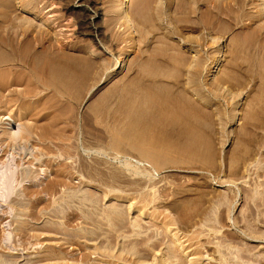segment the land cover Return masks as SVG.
<instances>
[{"label":"rangeland","instance_id":"1","mask_svg":"<svg viewBox=\"0 0 264 264\" xmlns=\"http://www.w3.org/2000/svg\"><path fill=\"white\" fill-rule=\"evenodd\" d=\"M81 1L85 14L101 9V30L81 32ZM133 3L0 0L1 31L33 28L36 44L94 61L88 83L71 58L86 76L75 70L83 82L74 72L72 92L19 64L0 79L11 96L0 97V178L12 177L7 196L0 188V264H264V0H144L141 12ZM127 85L159 99L158 116L177 105L157 126L185 122L186 149L165 125L169 134L156 129L149 143L162 151L149 150L155 132L122 113ZM153 90L180 100L187 92V123L180 96ZM136 127L150 133L148 148ZM52 249L61 259L35 261Z\"/></svg>","mask_w":264,"mask_h":264},{"label":"bare ground","instance_id":"2","mask_svg":"<svg viewBox=\"0 0 264 264\" xmlns=\"http://www.w3.org/2000/svg\"><path fill=\"white\" fill-rule=\"evenodd\" d=\"M123 1H130V0H122V3H123ZM243 1V0H242ZM82 2V1H81ZM143 2H144V0H134V3L133 4H137L136 5V9H138V7H139V9L138 10H140L141 9V7L140 6H142L143 5ZM25 3H27V2H25ZM24 3V7H27L26 6V4ZM145 3H146V1H145ZM177 3H179V2H177ZM182 3V2H181ZM8 4V3H7ZM10 4H12V3H10ZM20 4V5H21ZM147 4V3H146ZM146 4H144V5H146ZM180 4V3H179ZM21 5V6H22ZM178 5V4H177ZM182 5H184V3L182 4ZM83 6V2L82 3H80V10L84 7H82ZM147 6V5H146ZM146 6H144V8L146 7ZM186 6V5H185ZM184 6V7H185ZM9 7H10V9H13L14 10V7L13 8H11V6L9 5ZM134 7V6H133ZM181 7V6H180ZM121 8V7H120ZM146 9V8H145ZM144 11V10H143ZM12 12V11H11ZM139 12H141V10L139 11ZM82 14L84 13L85 14V12L83 11V9H82V12H81ZM81 13H79V15L81 14ZM81 14V15H82ZM7 17V16H9V15H4L3 16V18L4 17ZM10 18H11V15H10ZM6 19V18H5ZM103 19V17H102V14H101V9L100 8H97L96 7V9L92 12V13H86L85 15H83V17H81V24H79L80 25V27H81V25L82 26H84V27H82V30H81V32L82 33H84V34H89L90 35V33L92 32V31H94L95 32V30H101L100 28H101V20ZM78 21V20H77ZM80 22V21H79ZM78 24V23H77ZM41 27V26H40ZM45 26H43L42 25V27L41 28H44ZM79 27V26H78ZM79 27V28H80ZM41 28H39L38 29V32L41 30ZM1 29H3V28H1ZM33 29V28H32ZM32 29L30 30V32L32 31ZM34 29H36V28H34ZM4 30V29H3ZM1 31L0 30V51H3V52H1L0 53V79H1V81L3 80V78H4V76L6 75V73H12V71H13V67L16 65V64H19L18 65V67L19 66H21V67H26L27 69L29 68V69H31V70H27V72H29V71H32V70H34V71H36V72H40V70L42 71V72H44V74L45 73H50L52 76H50L49 75V77H48V74H47V77L48 78H51V77H53V78H57V79H61L62 81L64 80L68 85H69V87H65L66 88V91H71V90H67V88H70V86H71V88H72V86L76 83L75 81L77 80V79H73L74 78V76L76 75V76H78L77 74V72L75 71V70H79V74H80V72L82 73V71L83 70H85V71H83L84 73H88L87 75V81H88V83H89V80L92 78V75H90V69L91 68H93V67H91V66H93L94 64H90L91 63V61H93L92 59H91V61H90V63L89 62H87L88 61V59L90 58L89 56V58L87 59V56H86V58H85V60H86V64H84V60H81L80 59V57H82V59H83V55H85V53L84 54H80V57L78 58L76 55H72V53L70 54V55H72V57L73 58H75V57H77L78 59H80L81 61H82V63L84 64V66H83V64H80V66H79V64L76 66V62H78L79 60H77V59H75V61H73L74 59H69V60H67L66 58L64 59V57H63V55H65L66 57H69L68 56V54L66 53L65 54V52L63 51V48L61 49L62 51H59L58 49H60L59 47H61L62 45H60V44H56L57 46L59 45V47L57 48L56 47V45L55 44H51V42H48L49 43V46H46L45 44H46V42L47 41H45V40H43V39H41L40 40V38H37V36L39 35V33L41 34V33H43V32H39V33H37L38 35L36 36V38H37V40L39 39V42L36 44V42H34V39L35 38H30V35H32V33L29 35V30L28 29H26V31H24L23 29H18L17 31H14V30H16V29H12L13 31H11V29H9V30H7V31H5L6 32V34H5V32L4 31ZM28 30V31H27ZM43 30V29H42ZM34 32H37V31H35V30H33ZM45 31V30H44ZM80 31V30H79ZM4 32V33H3ZM16 32V33H15ZM18 32H22L23 34H20L19 33V35H23V38H22V36H21V38H20V36H19V38L17 37V35H18ZM29 32V33H28ZM93 32V33H94ZM45 33V32H44ZM48 33V32H47ZM15 34H17V35H15ZM33 34H36V33H33ZM43 35H46V34H43ZM40 36H42V34L40 35ZM251 36H252V34H251ZM31 37H33V36H31ZM43 37V36H42ZM252 38L254 39V34H253V36H252ZM50 39V38H49ZM36 40V41H37ZM46 40H48V39H46ZM45 41V42H44ZM49 41V40H48ZM188 42V41H187ZM48 43H47V45H48ZM38 44L40 45V49L38 50ZM63 47V46H62ZM263 48H264V46H263ZM79 49V48H78ZM78 49H76V50H78ZM81 51H82V49H80ZM66 51V50H65ZM68 51V50H67ZM66 51V52H67ZM78 52V51H77ZM80 53V52H79ZM82 53V52H81ZM78 54V53H77ZM180 52H179V54H178V56H180ZM82 55V56H81ZM171 54H169V58L170 57H173V55H171ZM182 55V54H181ZM186 56V58L188 59V57H187V55L186 54H183V56L182 57H185ZM78 56H79V54H78ZM189 56V55H188ZM171 59V58H170ZM180 59H181V57H180ZM201 59V58H200ZM199 59V60H200ZM68 62H67V61ZM186 60V59H185ZM202 60V59H201ZM73 61V63L74 64H72L71 65V62ZM187 61H189V60H187ZM92 63H94V61L92 62ZM118 63H119V61H117L116 60V62H114V63H112V70L111 71H109V73L111 72V73H114V71L117 69V66H118ZM81 65H82V67H83V70L82 69H79V68H81ZM17 66V65H16ZM78 66H79V68H78ZM95 67V66H94ZM110 67V66H109ZM16 69V68H15ZM22 69H24V68H22ZM22 69H18L17 68V70H19V72L22 70ZM25 70V69H24ZM81 70V71H80ZM92 70V69H91ZM16 71V70H15ZM27 72H25V73H27ZM35 72V73H36ZM74 72H75V75H74ZM93 72V71H92ZM24 72H22V74H23ZM33 73V72H32ZM31 73V74H32ZM35 73H33V75L35 74ZM77 73V74H76ZM18 74V73H17ZM20 74V73H19ZM30 74V73H29ZM40 74V73H39ZM42 74V73H41ZM27 75V74H26ZM81 76L83 75V74H80ZM14 76H15V74H14ZM30 76V75H29ZM35 76V75H34ZM36 76H37V73H36ZM41 76V75H40ZM84 76H85V74L82 76V80H85V78H86V76H85V78H84ZM91 76V78L89 79V77ZM17 77V76H16ZM21 77V76H20ZM32 77V76H31ZM30 77V78H31ZM43 77V76H42ZM78 77H80V76H78ZM77 77V78H78ZM27 77L25 76V79H26ZM35 78V77H34ZM40 78V77H39ZM39 78H35V79H37V80H39ZM76 78V77H75ZM7 79H8V77H7ZM21 79H22V77H21ZM32 79H33V77H32ZM31 79V81H33ZM42 79V78H41ZM54 79V80H55ZM65 79H67V80H69L70 79V81H67V80H65ZM4 80H6V78L4 79ZM15 79L13 78V76H12V78L10 77V79L9 80H6L7 82H5V81H3L2 82V85H7V84H9V82H10V84L12 83V81H14ZM52 80V79H51ZM53 80V81H54ZM72 80H75V81H72ZM80 81H82L81 80V77H80V79H79ZM137 80V79H136ZM25 81V80H24ZM28 81V80H27ZM40 81V83H42V81H44V79L41 81V80H39ZM60 81V80H59ZM104 81V79L102 78L101 79V81H100V83L101 82H103ZM33 82H35V81H33ZM56 82V81H55ZM64 82V83H65ZM68 82H70V83H72L71 85L68 83ZM77 82H78V80H77ZM83 82V81H82ZM139 82V81H138ZM138 82L136 81V83L138 84ZM27 83V82H26ZM36 83H38V82H36ZM36 83H35V85H36ZM45 83H47V81H45ZM60 83V82H59ZM58 83V85L60 86V84ZM87 83V82H86ZM1 84V83H0ZM14 84V83H13ZM30 84H32V83H30L29 82V86H30ZM55 84H57V82L55 83ZM80 84V83H79ZM83 84V83H82ZM136 84V85H137ZM47 85H49V88H51L50 87V84L49 83H47ZM67 85V86H68ZM84 85H85V81H84ZM84 85H82V86H84ZM139 85V84H138ZM138 85L136 86V88L138 89L139 87H138ZM56 85H54V87H55ZM61 86H65V85H62V83H61ZM75 86V85H74ZM73 86V87H74ZM77 86V85H76ZM75 86V87H76ZM88 86V85H87ZM87 86H85V88L87 87ZM90 86V85H89ZM127 86H129V88L127 87V89H126V91L127 92H123V98H125V101L123 102V100L121 101L120 100V103L121 102H123V107L121 106V108H122V110L124 109V111H122V113L123 112H125V114H126V116H128L129 118H130V122H129V120H128V122L129 123H132L133 122V126H132V124L130 125V124H128L129 126H130V128L129 129H131V126L132 127H135V125L136 126H139V128H141V127H144L145 129H147L148 131L150 130L151 132L150 133H152V132H155V139L154 138H149L150 140H147V138L150 136H148V137H146L148 134H150L149 132L146 134V131L145 130H141V132L138 130V127H136L137 129V132L136 133H138V131H139V134H141L142 133V131H144L145 133L144 134H146V136L144 137L143 135V133H142V135H141V137H140V139H142L141 140V143L139 142L140 141V139L139 140H137L141 145H145L146 143H147V145H149V143L150 142H152V143H150V145L152 144V146L153 145H155V144H157V143H155V142H157V139H159V135H156L157 133H156V131L157 130H160L161 131V129H165V130H167V128L169 127V128H172L173 126L172 125H178L179 124V122H180V120L178 121V122H176V121H173L172 120V122H174V123H171V122H168L169 124H172V125H170L169 126V124L167 125V122H163V121H161L160 120V122H163V124H165V125H167L166 127L167 128H165V125H164V127H163V125L162 124H160V126H161V129L160 128H158L159 126H157L158 124H157V122H158V119H160V117L159 116H161V114H163L162 112H164V116L166 115L167 116V113L165 112V111H167V109L164 111H162L161 112V110H162V108H165V106L164 107H161V106H159L158 104H159V102H157L156 104L155 103H153V101H154V99H155V97L153 96V95H151V97L153 96L154 97V99L152 98V100L150 99V101H149V94H151V92L149 93V91H148V93L145 91H143L142 93H141V91L142 90H144V88L142 87V89H141V91H139V90H136V88L134 89V90H136V91H134L133 90V88H132V90L133 91H131L130 90V86L131 85H127ZM140 86V85H139ZM8 87V89H9V86H7ZM27 87V85L25 86V88ZM33 87V86H32ZM135 87V86H134ZM141 87V86H140ZM1 88H3L2 86L0 87V90H1ZM57 88V87H56ZM53 89H55V88H53ZM58 89V88H57ZM59 89H64V88H59ZM59 89H58V93H60L61 95H62V93L64 92V93H66L65 92V90H63L62 91V93L59 91ZM76 89V88H75ZM74 88H72V90L73 91H76ZM81 89V88H80ZM84 89V88H83ZM140 89V88H139ZM184 89V88H183ZM4 90H5V87H4ZM3 89L1 90V91H4ZM22 90V89H21ZM27 90V89H26ZM77 90L79 91V89L77 88ZM92 90V89H91ZM15 91V90H14ZM14 91H13V93H14ZM24 91V88H23V90H22V92ZM51 91V90H50ZM53 91V90H52ZM51 91V92H52ZM55 91V90H54ZM57 91V90H56ZM55 91V92H56ZM81 91L83 92V90L81 89ZM80 91V92H81ZM154 91V93H156L157 91L156 90H153ZM10 92H12V91H10ZM17 92V91H16ZM32 92V91H31ZM55 92H53V93H55ZM72 92V91H71ZM160 92V91H159ZM159 92H157L158 94H159ZM173 92V91H172ZM175 92H177V91H175ZM18 93V92H17ZM24 93H26V92H24ZM63 93V94H64ZM74 93V92H73ZM77 93V92H76ZM75 93V94H76ZM79 93V92H78ZM174 93V92H173ZM177 93H180V95H177L176 93H175V96H173V94L170 92V93H167V91H166V94L168 95V94H171L173 97H177V96H180V98H179V100H177V101H180L179 102V104H178V108L181 110V108L183 107V109L181 110V111H179V109H177L179 112H181V114L178 112V111H176V112H178L179 114H180V116L182 115L183 116V114H182V112H185L186 110V107L187 106H183V105H187V102L184 100L185 98H187V92H186V94H185V96L186 97H183L184 99L183 100H180L181 98H182V96L181 95H183V94H181V92H177ZM182 93H185V92H183L182 91ZM0 94H2V93H0ZM23 94V93H22ZM27 94L29 95V93L27 92ZM67 94V93H66ZM161 94V93H160ZM159 94V96L158 97H156V98H162V97H164V96H166V99L167 98H169L167 95H164L165 94V92L164 93H162L161 95H163V96H161ZM5 95H7V93L5 94V92H4V96H3V94H2V96L0 95V97H2V99H3V97H7L8 98V100L9 99H11L10 97H8V95L7 96H5ZM10 95V94H9ZM12 95H14V94H12ZM24 95V94H23ZM57 95V94H56ZM126 95V96H125ZM177 95V96H176ZM25 96H26V94H25ZM161 96V97H160ZM172 96H171V98H172ZM22 97H24V96H21V98ZM6 98V99H7ZM17 98V97H16ZM20 98V97H19ZM19 98H17L18 100H21V99H19ZM25 98V97H24ZM23 98V99H24ZM1 99V98H0ZM2 99L0 100V102L2 101ZM16 99V100H17ZM22 99V100H23ZM121 99V98H120ZM173 99V98H172ZM175 99V102L174 103H176V98H174ZM177 99H178V97H177ZM4 100V99H3ZM157 100H159V99H157ZM156 99H155V102L157 101ZM190 100V99H189ZM12 102L14 101V99H12L11 100ZM10 101V102H11ZM183 101V103H185V104H181V102ZM185 101V102H184ZM16 101H14V103H15ZM21 102V101H20ZM147 102V103H146ZM152 102V103H151ZM168 102H169V100H168ZM170 102H172L173 103V100H171ZM169 102V103H170ZM6 103V105L8 104L7 102H5ZM24 103H28V102H24ZM145 103H146V105L149 107V109H146V107H145ZM171 103V104H172ZM13 103H11V105H12ZM18 104H20V103H18ZM17 104V105H18ZM166 104H168V103H166ZM2 105V104H1ZM6 105H2V107L3 106H6ZM9 105H10V103H9ZM21 105V104H20ZM28 105V104H27ZM27 105H25V106H27ZM57 105V104H56ZM122 105V104H121ZM144 105V106H143ZM159 106V107H156V106ZM161 105H162V103H161ZM172 105H174V104H172ZM24 106V105H23ZM167 107L168 106H170V105H166ZM176 106V107H175ZM175 106H173V108L170 106V108L168 107V109H169V114H170V112L171 111H173L172 109H174V110H176V108H177V105H175ZM182 106V107H181ZM20 107V106H19ZM144 107V108H143ZM147 107V108H148ZM161 107V108H160ZM166 107V108H167ZM181 107V108H180ZM185 108V109H184ZM56 109H57V107H56ZM61 109V108H60ZM157 109H161L160 110V114H159V116H158V113H157ZM171 109V110H170ZM184 110V111H183ZM159 111V110H158ZM127 112V113H126ZM174 113H175V111H173ZM169 114H168V118H166V116H165V119H164V121L165 120H167V121H169L170 119H172L170 116H169ZM186 113L184 114V117H186ZM164 116H162L161 117V119L162 118H164ZM179 116V115H178ZM181 116V118H183ZM169 117H170V119H169ZM178 118V117H177ZM187 118V117H186ZM123 120H125V118H123ZM145 120V121H144ZM182 120V119H181ZM186 119L185 118H183V120H182V123H180V125L181 124H183V122L185 121ZM127 122V123H128ZM148 122V123H147ZM124 123H126V122H124ZM126 123V124H127ZM186 123H187V120H186ZM187 125V124H186ZM185 125V122H184V125H182V127L183 126H186ZM129 126H124L125 128V130L127 129V127H129ZM179 126V125H178ZM163 127V128H162ZM181 127V128H182ZM187 127V126H186ZM181 128H180V134L178 133V137H176V138H178L179 140H180V142L179 143H181V141L182 140H184V139H182L183 137L184 138H186L185 140H184V143H185V145H187L188 143H187V133H186V131H184V133H183V131H181ZM157 129V130H156ZM185 130H186V128H184ZM132 130H133V128H132ZM135 130V131H136ZM173 130V131H172ZM174 130H175V133H174V135L176 134L177 135V133H176V127L174 126V129L172 128L171 129V132H172V139H174L175 138V136H173V132H174ZM177 130V131H178ZM6 131V130H5ZM129 131H131V130H128V132ZM135 131H133L132 133L131 132H129V134L127 133V135H129L128 136V138L130 139V135H137L136 133H135ZM168 131L169 130H167L166 132L168 133ZM126 132H127V130H126ZM170 132V133H171ZM8 133H11L10 135H12V134H14V133H12V132H10V131H8ZM131 133V134H130ZM135 133V134H134ZM165 133V132H164ZM164 133H162V131L160 132V134H164ZM4 134H6V132H4ZM154 133H152V137L154 136L153 135ZM158 134H159V132H158ZM169 134V133H168ZM168 134H165L164 136H165V138L167 137V135ZM9 135V136H10ZM13 136V135H12ZM11 136V137H12ZM142 136L147 140V141H149V142H146V143H144V141H146V140H143L144 138H142ZM159 136V137H158ZM125 137H126V134H125ZM133 137V136H132ZM151 137V136H150ZM158 137V138H157ZM169 137V136H168ZM167 137V138H168ZM171 137V136H170ZM168 138V140H171V138ZM174 137V138H173ZM135 138V137H134ZM134 138H131V140L133 139L134 140ZM139 138V136L137 135V138L136 139H138ZM176 138H175V140H173L174 142H177V140H176ZM135 139V140H136ZM193 139H195V138H193ZM197 139H199L198 137L196 138V141H198ZM151 140H153V141H151ZM161 140V139H160ZM117 141H119V139L117 140ZM137 141H135L136 143H137ZM155 141V142H154ZM165 141V140H164ZM114 142V141H113ZM160 142V141H159ZM159 142H158V144H159ZM193 142H194V140H193ZM116 143H121V142H116ZM132 143V144H131ZM136 143H133L132 141L130 142V144L131 145H133L134 144V146H135V144ZM155 143V144H154ZM195 143V142H194ZM114 144H115V142H114ZM138 144V143H137ZM136 144V146H138ZM139 144V146H140V148H139V150H143L142 152L144 153V152H146V150H148V149H142V147H141V145ZM160 144H162L161 142H160ZM159 144V145H160ZM147 145H145V146H143V147H146ZM149 145V150L151 151V149H152V151L153 150H155L156 151V148L155 147H152V146H150ZM166 145V144H165ZM181 145H183V141H182V143H181ZM185 145H183L182 147H183V149L185 148V147H188V146H185ZM189 145L191 146V144L189 143ZM136 146H135V148H136ZM138 146V147H139ZM180 146V145H179ZM159 147H162V146H159ZM147 148H148V146H147ZM151 148V149H150ZM155 148V149H154ZM158 149V148H157ZM186 149V148H185ZM145 150V151H144ZM149 150H148V152H147V155L149 154V156H150V153L151 152H149ZM160 149H158L157 150V153L155 152V151H153V152H155L156 154H158L159 155V151ZM160 151H162V149L160 150ZM142 153V154H143ZM151 154H153V153H151ZM146 155V153L145 154H143V156H145ZM157 155V156H158ZM149 156H148V158H149ZM153 157L155 156L154 154L152 155ZM157 156H155L154 157V159L153 160H155V158H157ZM145 157H147V156H145ZM152 157H150L149 159H151ZM152 160V159H151ZM157 160V159H156ZM153 162H155V161H153ZM156 163V162H155ZM3 178V181H2V183L0 184V188H2L1 190H5V194H3V191H2V194L3 195H8L9 194V192L11 191L10 189L12 188V177H11V174H9V175H4V177H2ZM2 178H0V180L2 179ZM10 190V191H9ZM9 191V192H8ZM8 192V193H7ZM3 195H1V196H3ZM6 196H3V198H5ZM58 250V249H57ZM50 252H48V250H47V252L48 253H51V251H52V253H51V255L50 254H48V253H45V254H43V253H41L40 252V254H38V256H36L35 258L37 259V260H35V261H43V260H47V259H52V258H60V255H61V257L63 256L62 254H60L59 252H60V250L57 252V253H54L53 251V249L52 250H49ZM56 252V251H55ZM60 255H59V254ZM83 257H85V258H87V254L85 253L84 255H82ZM111 256V255H110ZM56 259V260H57ZM61 259V258H60ZM63 259V258H62ZM55 260V259H54ZM58 262H60V261H58ZM191 263V262H190ZM194 263H195V261H194ZM6 264H9V263H6ZM12 264H15V263H12Z\"/></svg>","mask_w":264,"mask_h":264}]
</instances>
